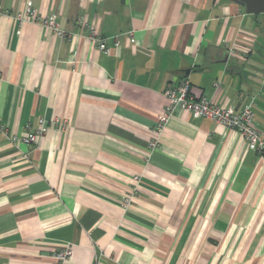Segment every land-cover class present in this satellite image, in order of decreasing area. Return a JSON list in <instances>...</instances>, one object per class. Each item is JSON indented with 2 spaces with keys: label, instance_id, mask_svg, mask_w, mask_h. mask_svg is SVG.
<instances>
[{
  "label": "crops",
  "instance_id": "1",
  "mask_svg": "<svg viewBox=\"0 0 264 264\" xmlns=\"http://www.w3.org/2000/svg\"><path fill=\"white\" fill-rule=\"evenodd\" d=\"M26 2L0 0L12 14L0 15V125L26 135L40 117L50 124L18 147L0 130V264H55L67 242V264H264V152L181 109L149 148L164 91L182 80L223 105L251 102L264 133V12L234 0H33L62 38L20 23ZM91 29L122 33L120 46L108 39L104 53Z\"/></svg>",
  "mask_w": 264,
  "mask_h": 264
},
{
  "label": "built area",
  "instance_id": "2",
  "mask_svg": "<svg viewBox=\"0 0 264 264\" xmlns=\"http://www.w3.org/2000/svg\"><path fill=\"white\" fill-rule=\"evenodd\" d=\"M10 14L8 11L0 9V15ZM13 16L20 22L33 21L42 24L46 28L53 31L59 37H66L68 34L65 29L61 28L57 16L43 15L37 11L33 5V0H27L25 7L21 10L13 13ZM117 34L112 37L101 36L94 29L90 30V38L94 40L98 48L104 53H110L113 47L109 46L108 39H112L115 47H119V36ZM127 37L134 41V31L130 30L124 33ZM216 91L219 90L220 82H214ZM164 95L166 97V104L160 113L156 124L153 127V138L149 142L150 150L159 148V135L165 128L166 123L172 117L177 109L190 112L198 117H207L213 121L222 124L237 133H239L241 139L249 149L256 150L258 152H264V133L261 132L254 124V111L252 103H246L241 108L237 109L231 105H223L216 102L215 99L206 96H195L190 91V83L186 80H182L178 85L170 86L165 89ZM57 127L65 129L68 125L66 119L60 120L53 118ZM50 122L40 117L37 125L33 127L29 126V131L26 135L10 134L7 126L0 125L1 132L15 145L21 144L34 145L45 135L49 127ZM138 179L137 176L134 177ZM132 196L127 195L124 199V207L130 203ZM74 253V245L71 242L65 243L56 251L55 264H67Z\"/></svg>",
  "mask_w": 264,
  "mask_h": 264
},
{
  "label": "water",
  "instance_id": "3",
  "mask_svg": "<svg viewBox=\"0 0 264 264\" xmlns=\"http://www.w3.org/2000/svg\"><path fill=\"white\" fill-rule=\"evenodd\" d=\"M245 6L248 13L264 12V0H234Z\"/></svg>",
  "mask_w": 264,
  "mask_h": 264
}]
</instances>
